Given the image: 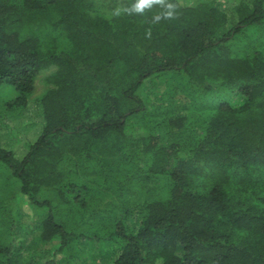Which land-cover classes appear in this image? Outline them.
<instances>
[{"label": "trees", "instance_id": "1", "mask_svg": "<svg viewBox=\"0 0 264 264\" xmlns=\"http://www.w3.org/2000/svg\"><path fill=\"white\" fill-rule=\"evenodd\" d=\"M263 41L264 0H0V130L43 119L0 264H264Z\"/></svg>", "mask_w": 264, "mask_h": 264}, {"label": "rangeland", "instance_id": "2", "mask_svg": "<svg viewBox=\"0 0 264 264\" xmlns=\"http://www.w3.org/2000/svg\"><path fill=\"white\" fill-rule=\"evenodd\" d=\"M195 1V0H194ZM182 2L185 3H191L192 0H182ZM220 2L224 3H230V6L233 7L238 3V0H220ZM260 39V38H258ZM262 40V39H260ZM256 43V41H254ZM264 42V41H263ZM259 45V40L257 41ZM261 45V42H260ZM264 46V43L262 44ZM50 72H45L39 76V78L36 81L35 84V92L34 95L32 96V99H35L39 96H41L47 89L48 85L45 83V77L49 74ZM16 97V94L14 93L13 89L10 87H3L0 88V113L5 112V107L4 103L10 99H13ZM1 123V121H0ZM9 124L14 125L17 123L16 121L8 122ZM43 126V119H33V120H26L25 117H22L19 119V122L17 123V127L15 129V133L11 131H4L3 129L0 130V139L1 141L3 140L6 144H9V146L12 147H19L21 145H24L26 141H34L36 137L40 134ZM4 133V134H2ZM24 212L29 213V206L24 205L23 207ZM97 250H94L93 252L91 249H86L87 253H84L82 257L78 260V263L76 262L75 264H106L111 260L109 255H107L108 249H105L104 251L100 252V249L96 248ZM90 251V252H89ZM97 258L96 262H92V257L89 259L88 256L92 255ZM85 256L87 258V261L84 259ZM85 261V262H83Z\"/></svg>", "mask_w": 264, "mask_h": 264}]
</instances>
